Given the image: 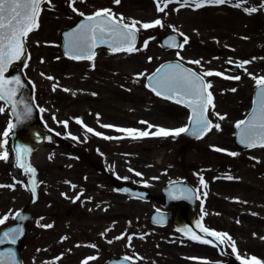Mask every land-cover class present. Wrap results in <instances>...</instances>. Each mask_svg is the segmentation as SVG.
Segmentation results:
<instances>
[{
  "label": "rangeland",
  "instance_id": "374dc122",
  "mask_svg": "<svg viewBox=\"0 0 264 264\" xmlns=\"http://www.w3.org/2000/svg\"><path fill=\"white\" fill-rule=\"evenodd\" d=\"M262 2H264V0H251V7L259 9V7L263 6ZM69 3L70 0H51L50 5L44 3L41 7V13L39 16V28L31 32L27 38L31 53L26 71L37 88L38 97L36 98V102L41 109L45 110L41 112L44 119L47 118L46 115L53 117L52 111H55L53 103L54 95L59 89L61 90L57 85V80L59 86L61 85L65 88L73 83H76V86H78L80 90L93 86L91 83L92 80L84 81L77 79V77L80 76L87 77L89 73L88 67L83 66L82 63L81 65L78 63L80 67L76 71L77 77L70 76L69 72L72 67L70 66L71 61L63 57L60 51V29L72 24L76 17L80 16L77 12L72 11V7L69 6ZM74 7L78 9L79 12L85 14L94 12L98 8H111L113 13L117 15L122 14L125 18H134L142 22H150L157 18L162 20L163 27L158 26L146 30L141 29L142 36L137 48L142 50L131 54L123 52L118 55L108 56L104 53H100L96 59L100 61L102 70H104L97 72V74L104 75V81H110L113 83L116 81L117 87L121 89V97L117 104L120 106L123 122L124 120H128L134 121L138 124V121H147L148 123L157 126H163L166 124L177 126L178 123L183 122V119H181L182 116H180L181 112L175 108L164 109L165 115L168 117L159 116L161 113L160 107L163 105H156L158 101H152L144 86V78L152 67V64L159 62L162 58L177 55V53L181 56L182 53H184L183 49L178 48L176 50L166 51L162 50L157 45V36L165 31H173L169 25L173 26L177 30V33L187 31L188 33L196 34L194 35L196 37L200 36L199 38L204 40L210 34L213 35V40H211L212 46H219L223 52L222 56H215L222 59V62L228 59L226 57H231V59L243 58V61H251L249 64L245 65L244 68H240L237 72L221 69V72L225 77L238 75L241 79H219L215 83L216 90H212L215 104L214 112L225 116L224 120H219L218 117L213 114V110H209L213 123L220 124L219 131L213 128L201 141H188L183 150H180L179 148L181 143H183L182 138L173 140V138L169 136L163 140L166 142L163 143L164 147H158L155 142L150 140V135L148 137L138 138L139 142H137V140L126 138L124 140V145H126L127 148H123V151L124 153H131V156L126 157L124 162L130 166V169L134 167L140 169L141 177L144 178L146 177L143 173L156 174L157 178L164 179L165 177H171L174 174L184 173L185 175H188V168L197 165L198 167L194 168L192 172L195 170H204L206 164L212 165L215 168H226L228 164V170L231 169L232 172L237 173L239 177L243 179L244 183L254 185L249 186L250 189H255V187H257L259 191H262L261 196H258V194H249L250 199L260 202V204L257 203L255 206V211L257 212V218L260 219L263 224L261 225V234L263 235L264 219L262 218H264V178L259 176L258 173L260 170L264 169V148L256 147L249 150H238L233 146L231 135L236 122L244 116L249 108L251 85L255 83V80L252 77L264 75V20L260 19L258 22L255 21L254 13H252L250 21H245L246 16L239 13V11L242 12L241 8L228 9L227 7H221L220 12H215V14H217V17H215L217 23L214 21L213 23L207 24L206 21L198 20H189L185 23L181 18L179 3L174 2L170 4L165 10L167 13L165 14L157 12L154 0H121L119 4H115L113 0H83V2H79L78 0ZM175 9L179 10L177 11ZM145 40L149 41L147 47H144ZM209 42L210 41L207 43L208 46L211 44ZM260 45H263V49L259 48ZM228 49L230 50L228 51ZM208 53L214 55L217 52L216 50H212ZM200 54H203V52H200ZM149 56L152 59L151 62H148ZM103 60H107V69L105 68L106 63ZM109 64L112 67L109 68ZM114 69L117 72H115ZM62 75L65 77L63 80L60 78ZM48 77H53L54 79L50 80ZM88 82L90 84L86 87ZM93 83H98V81H94ZM54 85H57L55 90H53ZM231 89H236V91L233 92ZM135 90L136 98L135 96L132 97ZM62 91L65 93L68 92L64 90ZM62 91L61 95L63 96L64 93ZM74 93L77 92L74 91ZM56 99L58 98L56 97ZM0 107L5 109L3 113H0L1 135V132L7 129L12 118L9 115L8 107L2 101H0ZM132 108H135V111H132ZM65 110L71 112L72 109L70 107H65ZM174 114H176V119L171 120L170 118L173 117ZM48 121L49 118H47V122ZM141 125L145 128L139 125L137 129L146 130L147 125ZM151 131H154V129ZM10 132L11 130H9V134L6 137L7 145L9 143L8 138L10 137ZM216 144L224 147L226 151L229 152L230 150V152L237 153L238 155L231 156L228 153L215 151L212 148V145ZM54 151L55 149L53 146L42 145L29 152L26 158L27 162L25 164H30L33 168H36L37 166H45L48 169V165L50 164V169L47 175L41 174L42 176H40L43 178L42 180H47V182H45L46 184L48 182L54 183V177L60 178L61 176L68 174V171L65 168L59 171L54 169L55 164L61 165L63 161L67 162V160H64L63 158H58L54 161L55 158L61 155L56 153L54 158ZM152 164H154L155 167L150 168L149 173L146 168H149V165ZM168 166H171V169L165 171L164 175L161 174L163 168ZM192 172L189 173V175H191ZM22 173H26L27 179L34 178L32 177V173H27L24 169L20 171L15 166L11 168L10 179L14 182L20 181V183H15L16 187L11 188V194H9L7 189L3 190V188H0V216L4 212H7L6 208L13 212L16 208L25 203L27 197L19 191L20 185L22 184L21 180L24 181V183L27 181V179H22ZM189 175L187 177H189ZM2 177L3 175L1 174V178ZM14 189L17 191H13ZM244 190L246 191V188H244ZM108 191H111L109 185ZM106 198L107 199L104 203H99L95 206L85 204L81 201V204L85 209L89 208L96 212V219L94 220L92 216L79 219L80 212H73V214L69 216L66 214L67 209L62 207L58 209L59 215L57 217V222L59 229L67 232L65 229L68 227L65 226L71 221L74 227L73 231L75 230V236L78 239H86L90 236L88 235L90 229L97 226L99 230V225L104 224L106 221V229L105 232H102V238L106 244L104 254L107 256L118 251H129L131 249V244H129V240L123 242L120 239H117V237H119L118 232L120 231V226L118 229H115L112 221V216L116 215L119 211H123L124 214L129 213L130 202H125L123 198L113 194ZM126 199L129 198L126 197ZM149 203L140 204L148 207ZM49 206L50 202L39 203L37 209L40 210L42 208H48ZM151 208L152 206L148 207L147 210H150ZM32 209L37 210L36 205L32 206ZM93 221H95L96 224H94ZM129 226L130 225L123 220V231L127 232ZM233 230L236 232L237 228L233 227ZM86 231L87 234L84 235V232ZM256 232L259 233V235H257ZM58 233H49L47 236L44 234L39 238L38 236L34 237L32 234L30 236L28 235L26 241L27 247L24 249L25 264H65L66 257L62 260L56 258L60 243V240L57 238ZM249 234L254 237H250L248 240L246 237L241 236L240 238L241 242H248L249 245V248H246L243 251L250 250L256 252L261 257L257 258L264 261V249L260 247L264 243V239H262L260 231H250ZM98 236L99 234L97 237ZM46 241L47 245L45 246L44 251H42L41 246ZM61 250L68 252L69 254L72 253L68 245L61 246ZM154 250L155 249L148 251V253L152 251L149 257H145L147 253L144 252L140 264H156L161 252L156 253ZM75 252L76 250L74 249L73 253ZM67 260H69L68 257Z\"/></svg>",
  "mask_w": 264,
  "mask_h": 264
},
{
  "label": "snow or ice",
  "instance_id": "6c2138e0",
  "mask_svg": "<svg viewBox=\"0 0 264 264\" xmlns=\"http://www.w3.org/2000/svg\"><path fill=\"white\" fill-rule=\"evenodd\" d=\"M78 0H70L69 6L72 7L73 12H77L80 16L84 17L85 22L77 25L75 29L66 34V44H65V55L73 60H93L96 53L93 51L98 44H107L113 53H134L142 49L136 47V36L141 29H150L155 27H163L162 20L157 18L150 22H142L134 18H125L122 14L117 15L113 13L111 8H98L96 11L90 15H85L83 12H79L78 9L74 7ZM83 2V0H79ZM115 4H119L121 0H113ZM156 3V10L160 13H165V10L172 3H179L180 8L194 6L196 9H200L207 5H224L229 3V0H154ZM246 0H238V2L233 3L231 6L235 8H241ZM48 3L51 4V0H0V101H5L12 105V113L16 114V105L14 102V97L17 92V88L13 85H20L19 77H13L11 81L4 78V73L7 71L8 65H10L14 60H19L24 55V42L28 38L29 34L39 28V16L41 13V4ZM163 5V6H161ZM179 10V9H175ZM243 11L247 14L256 13L258 9L256 7H244ZM173 32L177 30L169 25ZM183 36V42L177 44L175 42V37L170 36L168 41H166L168 47H174L183 49L184 46L189 42V39L184 33H178ZM151 39V38H150ZM149 41H144V47L148 46ZM179 57V53H177ZM180 59H183L180 57ZM151 60V57L149 58ZM231 62V61H230ZM251 61L245 60L237 64V67L244 68L245 65L249 64ZM189 63L199 65L201 61L194 60L189 61ZM222 73L214 71H202L197 73L190 68L184 67L181 63L161 65L160 68L156 70L152 76L149 77L153 83L151 85H146V87H151V90L157 96H162L165 99L172 100L176 104H183L192 111V115L189 116L188 125L178 127V128H165L157 125L148 123L147 121H140L141 124H146V130H139L136 128H119L112 124H104L101 127L104 128H115L116 131L125 133L128 137L132 139H138L151 136L159 137H177L182 133H189L195 136L197 139L202 138L213 128L217 131L220 130L219 123H213L212 120L208 118V112L210 109L213 110V114L218 117L219 120H224L225 116L219 113H215V104L213 93L210 91L212 84L205 80V77L211 76H221ZM226 79L240 80V76H228L224 77ZM255 80L256 85L260 88L259 95V107L255 109L249 120H240L236 122L235 127L240 129V143L248 148L261 147L264 148V75L252 77ZM52 80L53 77H48ZM57 85L53 86L55 90ZM64 91H69L64 89ZM235 92L236 89H231ZM95 95V93H93ZM255 103V101H254ZM5 109L0 107V113H3ZM41 112L45 111L40 109ZM31 108L27 105L24 108V115L30 114ZM98 115V114H97ZM55 119V117H54ZM77 123L83 124V122L77 118ZM67 127V121H61ZM14 125L9 122L7 129L3 133V136L7 137L9 130L12 129ZM85 130L89 133H93L97 136L102 134L99 132H94L90 127L84 126ZM155 129V131H151ZM104 139H120L123 137H111L105 136ZM76 139V137H73ZM7 143L5 140L0 143V148H3ZM215 151H225L224 149L215 148ZM28 152V149H24ZM20 149H17V166L24 169L27 173L35 174V169L30 164H25L21 161ZM231 156L238 155L237 153H228ZM9 158V153L7 151L0 152V160H7ZM131 170V169H130ZM137 176L141 173L137 172ZM226 179L232 180L234 177L227 176ZM15 183H20V181H15L11 185H0V188L8 187L14 188ZM32 184L31 191L35 195L36 186L34 180L30 182ZM200 184L203 188H207V184L203 177L200 178ZM75 187V186H73ZM205 197L207 193H204ZM79 199V196L76 197ZM255 215V213H253ZM10 217L5 214L0 217V225H4ZM18 219H24L19 213L16 214ZM43 219V218H41ZM239 223V221H237ZM41 227L51 228V224H41ZM178 231L191 232V229H179ZM200 231L206 236L215 238L220 244L226 241L230 243L233 253H237V248L235 246V241L226 232H217L205 227H201ZM21 229L19 227L9 228L7 231L2 233L0 236V244H4L6 241L15 244ZM255 235V234H254ZM121 237H117L120 239ZM190 239L203 243V244H213V240L205 239L199 235L193 233ZM63 239V238H62ZM129 241L131 237H128ZM143 239V237H141ZM264 239V237H262ZM95 247V245H91ZM15 253L11 248L7 249L6 252H0V264H12L14 260ZM59 259V257H57ZM96 257H87L82 264H88V261L94 260ZM192 259H197L192 257ZM237 259H241L239 254H237ZM202 264H207L206 261H202ZM241 264H264V261L259 260L256 256H251L246 259L241 260Z\"/></svg>",
  "mask_w": 264,
  "mask_h": 264
},
{
  "label": "flooded vegetation",
  "instance_id": "af4514ba",
  "mask_svg": "<svg viewBox=\"0 0 264 264\" xmlns=\"http://www.w3.org/2000/svg\"><path fill=\"white\" fill-rule=\"evenodd\" d=\"M233 1L234 0H229V3L224 5H207L200 9H196L194 6L184 7L182 9L181 17L185 23L190 19L206 21L207 24L213 23L214 21L216 22L215 17H217L215 12H220L221 7H224L225 5H232L234 3ZM245 7H249V4ZM243 14L248 15L245 12ZM195 17H198L199 19H196ZM198 41L199 40L196 42L198 43ZM187 47L189 49L185 50V59L188 62L199 60L198 45H193L192 41L189 40ZM202 64L203 62L199 65H192L202 66ZM96 67L98 68L100 65L98 64ZM93 80L96 79L93 77ZM100 80H102V76H100ZM92 84L95 87L93 88L95 95H85L81 98L71 95L68 99V105L73 111L71 118H79L83 124H79L75 121L70 122V126L77 129L79 138L78 136H73L76 137V139H73L72 137V142H67V144L73 152L80 153L84 156V171L81 173L82 179L77 185L75 193H80L86 190L88 186L92 185L95 187L97 197L100 198L104 196L105 181L107 177L111 178V176L107 174L106 168L102 167L104 156L98 154V152L105 153L107 150L111 151L119 145L116 140L112 141L103 138L105 136L112 137V131H114L115 128H104L101 127V125L112 124L117 127V125L121 123L120 106L117 104L121 97V89L113 82L100 81L98 84ZM57 100V105L61 112L62 103L59 99ZM80 103L88 105L89 109H80ZM182 109L185 116L186 110L184 108ZM84 126L90 127L94 132H99L102 135L97 136L93 133H89L85 130ZM59 132H61V130H59ZM115 135L116 134L114 133V136ZM58 137L60 139V136ZM58 142L63 141L58 140ZM228 172L229 171L226 168H217L216 170H213L212 173H202L199 177L194 179L193 184L196 187L197 197L194 217L192 221L189 220V222L187 219H179V217L183 216L184 212L180 205L171 203L172 196L167 198V206H161V185H157V187L152 190L149 200L152 202L153 207H161L167 216L165 225L161 226L162 229L157 232L158 234H164L165 236L163 239L162 237L156 238L155 246L161 252L156 264H202V261H206L207 264H219V262L228 259L236 260L237 254L241 257V259H237L238 261L246 259V257L241 256L238 251L244 252L243 250L249 248V245L248 242H241L240 238L242 236L246 237L248 240L250 237H254L249 234L250 231L254 230L260 231V235H262L261 225H263L260 219L257 218V212L253 209L255 208V205L260 202L250 199V194H258V196H261L262 191H259L257 187H255V189H250L249 186L254 185L244 183L236 177L232 180L226 179ZM201 177L204 178L207 188L201 186ZM244 188H246V191ZM205 192L207 193L206 197L204 195ZM237 195H242L244 198H241L240 200ZM249 206H251L252 209H249ZM141 213L143 214V217H141V219H136L134 226L135 229L142 228L138 226L141 223L149 226L153 225L147 216V212L145 211ZM253 213H255V215H253ZM236 220L239 221V224L234 226ZM187 225L193 227L191 232L186 234L185 232L178 231L179 229H187ZM201 227L215 230L217 232L228 233L235 241L237 253L232 252L229 242L226 241L225 243L220 244L215 238L206 236L200 231ZM233 227L237 228L236 232H234ZM135 233L136 236L133 237L132 241L134 248L137 250L135 251L136 253L141 249L140 245L154 247V244H152L154 242L151 239V235H148L147 229L140 232L143 234V239L138 237V231ZM193 233L205 239L213 240L215 246H213V244L199 243L190 239L189 237ZM256 234L259 235L257 232ZM260 247L264 249V243ZM245 252L249 255L261 258L256 252L250 250ZM192 257H196L197 259H192Z\"/></svg>",
  "mask_w": 264,
  "mask_h": 264
},
{
  "label": "water",
  "instance_id": "95a60500",
  "mask_svg": "<svg viewBox=\"0 0 264 264\" xmlns=\"http://www.w3.org/2000/svg\"><path fill=\"white\" fill-rule=\"evenodd\" d=\"M84 22H85L84 17H80L77 19L75 24H73L72 26L66 27L61 31V37H62L61 48L64 54L66 51L65 49L66 34L71 32L73 29H75L77 25L84 23ZM170 36L175 37V42H176V36L174 34H167L160 39V43L167 44L166 41H168V38ZM101 46H104L110 49L107 44H98V46L93 51H95L98 47H101ZM27 55H28V52L24 45V55L21 57V59L14 60L10 65H8L7 71L4 73V78L9 81H11L13 77H19L20 79L19 86L13 85V87H16L18 89L14 97V102L16 105L15 115L12 113V105L6 103L10 106V112H11V115L13 116V125H14L13 127V146L16 150V155H17V149H20L19 154L21 155V151H22L21 144H20L21 141L27 140L29 144H33L39 139V137H42L40 135H42L43 133V130L38 122V112H37V108L33 100L32 84L30 80L25 77L24 73L22 72L20 68L12 69L14 65L22 67L25 64ZM175 63H178V62L176 61L167 62L164 65L175 64ZM150 82L151 80L148 78L147 83H150ZM259 91H260V88L257 86L253 93L251 108L243 120L251 119V115L253 111L259 107V95H258ZM26 105L29 108H31V112L27 116L24 115V108ZM189 127L191 128L190 124H189ZM240 132L241 130L236 128V131L234 133V141L238 145L242 147H246L245 145L240 143ZM125 191H128V192L130 191L131 193H134V190L127 189V188ZM17 213H19L20 216L24 217V219L15 218V221L12 224L0 230V236H2V233L4 231H7L9 228L19 227L21 229V232L19 233L15 244H11L7 241L4 244H0V252H6L7 249L11 248L13 252L15 253V257H14V260L12 261V264H22V261L20 258V250H21L20 243H21L23 236L25 235L26 226H27L28 219H29V215L26 209L16 211L15 217ZM106 264H131V263L129 259L126 257H112L106 262Z\"/></svg>",
  "mask_w": 264,
  "mask_h": 264
}]
</instances>
